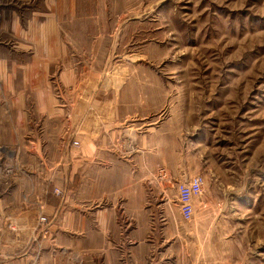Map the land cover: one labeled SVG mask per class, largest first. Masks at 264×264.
Returning <instances> with one entry per match:
<instances>
[{
    "label": "crops",
    "instance_id": "obj_1",
    "mask_svg": "<svg viewBox=\"0 0 264 264\" xmlns=\"http://www.w3.org/2000/svg\"><path fill=\"white\" fill-rule=\"evenodd\" d=\"M26 38L0 59V73L15 68L0 77L14 79L15 94L0 93L22 103L1 110L10 122L0 139L20 152L0 160V183L12 177L0 214L23 227L4 238L27 247L17 264H225L215 237L229 221L210 192L193 199L191 220L181 214L177 183L204 176L206 159L199 124L169 99L166 80L117 55L120 44L101 30Z\"/></svg>",
    "mask_w": 264,
    "mask_h": 264
},
{
    "label": "rangeland",
    "instance_id": "obj_2",
    "mask_svg": "<svg viewBox=\"0 0 264 264\" xmlns=\"http://www.w3.org/2000/svg\"><path fill=\"white\" fill-rule=\"evenodd\" d=\"M0 11V59L2 48L29 41L31 30H101L120 44L117 55L126 51L146 74L161 75L169 99L176 96L178 108L199 124L203 188L214 213L229 221L215 247L221 250L223 240L225 264H264V0H0ZM8 65L1 78H14ZM2 85L15 94L14 79L0 82V92ZM2 95L0 139L10 122L1 110L22 105ZM19 153L0 141V160ZM3 181L0 189L12 177ZM0 215V252L17 264L27 247L4 235L23 227L14 230L16 220Z\"/></svg>",
    "mask_w": 264,
    "mask_h": 264
},
{
    "label": "built area",
    "instance_id": "obj_3",
    "mask_svg": "<svg viewBox=\"0 0 264 264\" xmlns=\"http://www.w3.org/2000/svg\"><path fill=\"white\" fill-rule=\"evenodd\" d=\"M0 20H1V11H0ZM72 144L74 146H79V142L77 140H73ZM8 172H12L11 169ZM205 183V179L202 175H197L191 178L188 181H181L177 183V191H178V200L180 203V210L183 218L185 220H191L194 213L193 199L197 196L202 195L203 193V185ZM55 193L57 195H62L63 192L60 189H55ZM3 216L0 215V224L2 225ZM39 222L42 225H47L49 223V218L47 216H40ZM19 225V223L12 222V227L15 230Z\"/></svg>",
    "mask_w": 264,
    "mask_h": 264
}]
</instances>
